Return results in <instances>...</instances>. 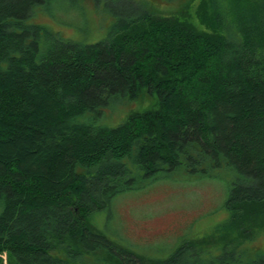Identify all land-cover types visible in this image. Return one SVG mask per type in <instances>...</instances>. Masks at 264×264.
<instances>
[{"label": "trees", "instance_id": "16d2710c", "mask_svg": "<svg viewBox=\"0 0 264 264\" xmlns=\"http://www.w3.org/2000/svg\"><path fill=\"white\" fill-rule=\"evenodd\" d=\"M45 1L0 0V264H91L108 245L94 214L181 168H235L226 229L241 243L264 235V0L129 12L88 45L25 23ZM143 100L117 126L96 124Z\"/></svg>", "mask_w": 264, "mask_h": 264}, {"label": "rangeland", "instance_id": "374dc122", "mask_svg": "<svg viewBox=\"0 0 264 264\" xmlns=\"http://www.w3.org/2000/svg\"><path fill=\"white\" fill-rule=\"evenodd\" d=\"M187 2L46 0L33 9L25 23L45 27L63 40L88 45L105 40L129 12L168 15ZM150 103V100L113 103L102 110L96 124L115 127L128 114L143 111ZM94 116L95 112L88 113L78 120L87 122ZM239 177V172L230 167L216 169L210 176L181 168L139 181L135 189L118 194L109 208L92 217L93 234L104 238L108 245L87 255V263L132 264L131 257L121 255L118 250L121 247L132 258H141L146 263L172 259L173 264H251L264 254V235L241 243L238 232L231 237L226 229L230 218L227 202ZM229 242L231 247L227 245ZM180 247L183 254L178 258L175 254Z\"/></svg>", "mask_w": 264, "mask_h": 264}]
</instances>
